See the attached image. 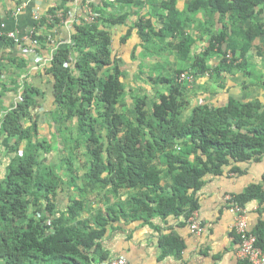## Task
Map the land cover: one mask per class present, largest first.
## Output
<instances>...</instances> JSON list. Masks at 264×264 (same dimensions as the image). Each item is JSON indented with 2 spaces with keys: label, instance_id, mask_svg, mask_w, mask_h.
<instances>
[{
  "label": "trees",
  "instance_id": "16d2710c",
  "mask_svg": "<svg viewBox=\"0 0 264 264\" xmlns=\"http://www.w3.org/2000/svg\"><path fill=\"white\" fill-rule=\"evenodd\" d=\"M71 2L60 0L41 13L26 44L41 55L53 49L43 73L53 84V105L61 116L57 122L76 118V134L67 143L68 154L56 151V133L46 135L38 123L45 92L23 83L17 103L0 119V264H91V252L103 262L107 255L100 242L110 222L149 220L156 215L189 220L200 208L198 192L208 176L242 175L246 173L242 164L264 158V104L260 100L231 97L225 105L203 103L182 119L191 106L185 95L190 83L177 79L185 71L220 77L243 68L239 52L245 54L255 36L245 24L256 17L264 0H189L185 11L179 9L178 0H161L158 18L135 20L121 43L134 30L145 46L153 36L160 37L178 64L171 76H149L150 83L166 88L158 91L151 107L146 94H131L135 117L120 110L128 103L126 76L121 60L112 52L111 31L127 24L128 15H116L107 7H133L140 1H103L93 7L99 17L94 21L76 17L71 22L70 42L58 45L52 41L53 32L66 24ZM199 13L211 17L212 24L218 14L222 28L211 30L208 47L192 55L197 39L189 28ZM2 24L0 19V33ZM0 38L6 46L20 45L4 35ZM240 38L245 40L241 47ZM217 53L219 63L212 68L209 60ZM22 60L20 66L26 67ZM2 72L0 65V78ZM12 83L11 88L3 84V92L18 94L19 81ZM130 190L134 193L122 200ZM92 198L102 207L85 217ZM235 200L244 207L254 200L264 203V181L249 185ZM253 232L264 249V222ZM166 239L167 245L181 252V242Z\"/></svg>",
  "mask_w": 264,
  "mask_h": 264
},
{
  "label": "crops",
  "instance_id": "0c3cea01",
  "mask_svg": "<svg viewBox=\"0 0 264 264\" xmlns=\"http://www.w3.org/2000/svg\"><path fill=\"white\" fill-rule=\"evenodd\" d=\"M103 1L106 0H72L70 17L63 27L54 30L52 41L58 45L70 42L71 22L76 17H81L83 14L81 7L87 4H96V2L102 4ZM139 1L133 7L125 8L118 5L119 15H128L127 24L121 25V30L126 29L125 33L141 16L159 17L161 10L157 5L161 0ZM188 1L178 0L179 9L184 10ZM59 3L60 0H23L21 5H16L14 0H0V19L7 30H16L21 35L28 36L35 22L34 10L39 9L41 13H44ZM257 11L256 17L245 24V29L252 30V34L255 36L248 51L245 54L239 52L242 57L241 61L244 62L243 68L235 69L232 74H222L221 85H217L216 90L210 93L211 97L204 99L203 103L220 106L227 104L230 98L234 97L240 101L260 100L264 104V33L260 32V25L264 30V5L259 6ZM83 12L85 13V9ZM187 16H191V14H185V17ZM156 17L153 18L154 23L160 28L161 24L156 22ZM192 18L193 22L189 30L197 39L192 50V55H195L201 52L202 44L199 45V42L205 44L207 41L204 51L208 47L211 30L220 31L222 23L218 14L215 15L213 24L209 22L211 17L204 13L194 15ZM30 40H23L20 45L6 46V43L0 38V65L3 67L0 78V119L6 109L15 106L25 82L45 92L46 97L51 98V105H53V84L42 69L43 65L51 59L53 49L43 56L35 52L33 48H28L26 42H30ZM163 41L160 37L153 36L151 43L147 45L149 48H147L138 32L134 30L123 46L127 44L130 50L136 46L134 52L137 57L167 58L176 63L175 54L171 52L170 48H166V43ZM239 41L240 47L243 46L245 40L240 38ZM143 48L150 49V55L142 53ZM219 55L217 53L216 56L219 57ZM39 56L44 61L39 62L37 60ZM22 59H25L26 67L20 66ZM14 79H17L21 85L19 93L12 90L3 92L5 90L2 85L6 84L11 88L15 85L12 83ZM191 107H193L192 104ZM3 140L5 144L8 143V137L4 136ZM5 166L6 162L2 165V169ZM242 167L246 170V173L242 175L225 172L221 176H208L205 179L202 189L198 192L200 208L197 210L205 226L203 233H194L188 219L184 216L163 217L156 215L149 220L120 218L110 222L111 224L100 242V248L106 253L107 260L102 262L96 253L91 252L93 254L91 264H106L110 259L120 255H124L129 264H239V237L234 229V215L229 210L226 197L228 194H240L249 185L264 181V158L261 162L242 164ZM163 184L165 186L167 183L163 182ZM133 193L134 191L131 190L125 191L122 200L127 201L130 197L129 194ZM99 207H102V204L92 198L89 203L90 210L84 216L95 214ZM247 209L249 228L253 231L261 221L264 222V203L254 200L247 205ZM166 238H176L178 243L181 242L183 245L181 252H177L170 247L171 245H167Z\"/></svg>",
  "mask_w": 264,
  "mask_h": 264
},
{
  "label": "rangeland",
  "instance_id": "374dc122",
  "mask_svg": "<svg viewBox=\"0 0 264 264\" xmlns=\"http://www.w3.org/2000/svg\"><path fill=\"white\" fill-rule=\"evenodd\" d=\"M108 3H113L114 0H106ZM94 5V6H93ZM87 4L86 6H82V15L89 21L91 18L89 17V13L86 11L87 7H90L92 11L95 13V18L100 15L98 12L93 10V7H98L100 4L96 2V4ZM85 9V13L83 12ZM107 11H112L116 15H119L120 11L118 5L109 4L107 7ZM55 30V29H54ZM126 29L121 30V26L114 27L111 31L113 38L112 52L114 57H118L121 60V64L124 69L125 78L123 82L125 83V90L127 91L126 106L120 107V110H128V115L134 116V105L132 104L131 94H146L149 97L148 106H152V99L156 98L158 91H165L166 88L163 85H153L148 80L149 76H171L174 70L178 67L177 63H173L172 60H168L167 58L154 59L149 57V59L137 57L134 52L133 47L132 50L129 49V46H123L121 43L122 37L125 36ZM131 41V40H130ZM129 41V42H130ZM128 42V45H129ZM207 42V41H206ZM206 42H199V45L202 44L201 51L206 47ZM163 45V42H161ZM152 45V44H151ZM196 45V44H195ZM196 51V50H194ZM145 55H150V49H144L143 52ZM214 54L209 60V64L212 68L219 62V57ZM151 58V59H150ZM176 59V58H175ZM212 73V71H211ZM195 81L192 84H189L188 88L185 91L186 97L191 102L192 106H197L199 104H203L204 99H208L211 97L210 93H213L217 87V85H221V81H223V77H215L211 74L207 75H194ZM213 89V90H212ZM205 95V97H203ZM207 97V98H206ZM51 98L45 97L43 101V105L40 112V118L38 120L40 130L43 131L46 135H50L51 132L56 133L53 140L54 148L56 151H61L62 154H68L67 143L71 141V137L76 134L77 128V119H72L71 121H65L60 124L57 122L60 120V114L56 111L55 106L51 105ZM131 103V104H130ZM194 103V104H193ZM129 108V109H128ZM192 107H188L186 110L187 113L183 115L182 119H186L190 113L189 109ZM28 122V120H27ZM61 126V128L59 127ZM58 126V127H56ZM43 136V135H42Z\"/></svg>",
  "mask_w": 264,
  "mask_h": 264
},
{
  "label": "built area",
  "instance_id": "2783aa9c",
  "mask_svg": "<svg viewBox=\"0 0 264 264\" xmlns=\"http://www.w3.org/2000/svg\"><path fill=\"white\" fill-rule=\"evenodd\" d=\"M89 13L90 21H94L95 13L90 7L86 8ZM34 19L39 20L41 18V12L39 9L34 10ZM88 20V19H87ZM34 31L33 29L28 33V36H23L19 31L7 30L5 24H2V30L0 36L4 35L13 39L16 43H23V40L32 39ZM230 56V54H229ZM39 62L44 59L39 56L37 59ZM207 76L210 73H206ZM178 81H188L192 84L195 81V76L189 71H185L177 77ZM228 201V207L231 213L234 215V229L239 237V259L240 262H246L247 264H264V249L258 245L257 235L249 228V214L247 207L242 206L235 200V195L228 194L226 197ZM189 223L192 231L196 234H201L205 231V226L197 211H195L189 218ZM106 264H129L128 259L124 255H120L110 259Z\"/></svg>",
  "mask_w": 264,
  "mask_h": 264
}]
</instances>
